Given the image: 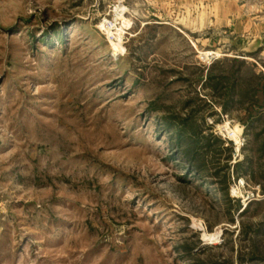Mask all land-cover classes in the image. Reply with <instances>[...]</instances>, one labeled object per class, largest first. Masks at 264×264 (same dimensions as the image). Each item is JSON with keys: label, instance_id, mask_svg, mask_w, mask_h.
<instances>
[{"label": "rangeland", "instance_id": "obj_1", "mask_svg": "<svg viewBox=\"0 0 264 264\" xmlns=\"http://www.w3.org/2000/svg\"><path fill=\"white\" fill-rule=\"evenodd\" d=\"M202 7L0 0V264H264V109L247 127L204 84L264 72V46L218 42Z\"/></svg>", "mask_w": 264, "mask_h": 264}, {"label": "trees", "instance_id": "obj_2", "mask_svg": "<svg viewBox=\"0 0 264 264\" xmlns=\"http://www.w3.org/2000/svg\"><path fill=\"white\" fill-rule=\"evenodd\" d=\"M230 62V68H221V64ZM226 71V72H225ZM206 86L214 93H220L223 95L221 100V107L223 110L227 108L229 104L235 102L238 106H242L247 113L246 119L243 122L250 125L253 116H255L259 110L264 109V72H250L245 60L238 58L223 59L214 61L209 67L206 68L205 83ZM174 130L180 139L193 138L194 141L199 142L205 140L206 146L209 144L207 138L199 139L194 129L188 131L185 127L176 126ZM258 135L254 136V139ZM256 140V139H255ZM264 145V141L261 142L260 147ZM261 149V148H260ZM190 153H194L190 151ZM242 163L235 164L236 168H239ZM253 173L251 172V175ZM264 191V189H262ZM199 242H197L198 244ZM199 264H205L200 262ZM208 264H219L217 262Z\"/></svg>", "mask_w": 264, "mask_h": 264}, {"label": "crops", "instance_id": "obj_3", "mask_svg": "<svg viewBox=\"0 0 264 264\" xmlns=\"http://www.w3.org/2000/svg\"><path fill=\"white\" fill-rule=\"evenodd\" d=\"M196 1L203 6L197 14L201 28L215 29L218 42L227 41L226 44H231L232 50L236 48L237 52L243 41V49L247 51L244 54L251 56L249 58H254L257 49L264 46V23L254 22L250 16L244 15L240 0H185L189 3ZM243 39H247L245 43Z\"/></svg>", "mask_w": 264, "mask_h": 264}, {"label": "built area", "instance_id": "obj_4", "mask_svg": "<svg viewBox=\"0 0 264 264\" xmlns=\"http://www.w3.org/2000/svg\"><path fill=\"white\" fill-rule=\"evenodd\" d=\"M206 57H211V58H216L218 57V54L214 53V52H210L209 54H206Z\"/></svg>", "mask_w": 264, "mask_h": 264}]
</instances>
